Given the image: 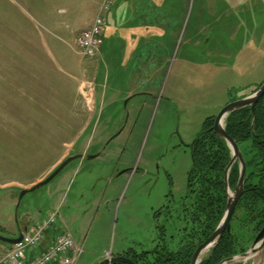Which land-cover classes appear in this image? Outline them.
I'll use <instances>...</instances> for the list:
<instances>
[{
    "label": "rangeland",
    "instance_id": "obj_1",
    "mask_svg": "<svg viewBox=\"0 0 264 264\" xmlns=\"http://www.w3.org/2000/svg\"><path fill=\"white\" fill-rule=\"evenodd\" d=\"M28 5L0 0V235L18 236L61 203L52 211L82 248L76 264L129 251L149 264H176L175 255L204 239L212 223L208 213L192 219L202 211L188 188L190 145L221 108L264 81V0L140 1V16L119 12L121 24L138 28L137 42L112 65L109 55L82 57L75 46L74 36L92 24L69 31ZM114 85L137 95L116 102ZM82 152L70 163L81 164L65 175L69 181L62 179L66 166L17 207L21 190ZM263 205L237 204L232 256L251 247L264 225ZM0 245V253L12 246ZM244 264H264V253Z\"/></svg>",
    "mask_w": 264,
    "mask_h": 264
},
{
    "label": "trees",
    "instance_id": "obj_2",
    "mask_svg": "<svg viewBox=\"0 0 264 264\" xmlns=\"http://www.w3.org/2000/svg\"><path fill=\"white\" fill-rule=\"evenodd\" d=\"M252 112L250 107H245L231 113L227 117L226 129L229 134L238 142L247 163V177L245 182V190L240 200H245L246 207L252 210V206L256 202H264V135L256 136L255 134H264V97L256 106V123L254 133L252 132ZM210 123L207 124L205 130L195 138L191 148L193 166L190 171V179L188 183L189 192L193 190L197 196L196 202L202 213L193 216L192 219L203 220L208 213L211 220L210 227L205 226L203 229L204 239L206 240L215 229L226 206V191L224 174L225 169L231 159L226 142H224L212 130ZM247 139H251L253 147L242 148V144ZM223 151L227 155L222 156ZM212 152V154H210ZM221 154V155H220ZM222 159H225L222 161ZM222 162H225L223 165ZM237 164V163H236ZM234 164L230 171L229 182L231 188H235L239 177V169ZM213 192L212 196L209 194ZM239 200V202H241ZM238 202V203H239ZM194 205H197L194 202ZM198 209V207H197ZM219 210V211H218ZM262 216L264 215V205L261 208ZM196 223V221H194ZM264 222L261 223L262 226ZM192 227V226H191ZM209 227V228H208ZM195 233V232H194ZM230 233V232H229ZM226 233L219 244L212 248L207 259L200 264H219L225 258L231 257L237 249H234L231 240V234ZM194 237L190 235V237ZM194 241V245L187 246L186 249L178 252L177 257L173 260L176 264H190L193 252L201 242ZM125 256L131 258L137 264H149L147 261L140 259L137 255L126 252ZM161 261V260H160ZM114 264H127L125 262H115Z\"/></svg>",
    "mask_w": 264,
    "mask_h": 264
},
{
    "label": "water",
    "instance_id": "obj_3",
    "mask_svg": "<svg viewBox=\"0 0 264 264\" xmlns=\"http://www.w3.org/2000/svg\"><path fill=\"white\" fill-rule=\"evenodd\" d=\"M263 97H264V81L260 84V86L252 94L226 104L223 108H221V110L219 111V113L217 114L214 120L212 130H214V132L218 135L219 138H221L224 142H226L227 145H229V147L231 148V153H232L231 159L225 169V174H224L226 194H227V205H226L224 214L222 216V219L220 220L214 232L204 242L200 243L195 249L192 255L190 264H200L205 253L219 244L225 232H230L231 220L233 218L237 204L245 190V182H246V177H247V163H246V160L244 158V155L242 153V150L238 142L236 141V139L232 137L231 134L228 133L226 129V125H225V120L231 113L237 110H240L242 108H245V107H250L252 116H253L252 129H254V126L256 123V106ZM121 131H119L114 136H112V138L118 136ZM255 135L262 136L264 134H255ZM192 145L193 143H191L190 147ZM99 155H100V152L96 154H88L87 158L91 159ZM84 157H86V154L83 152L67 157L45 179L41 180L40 182H37L30 188L21 190L17 207L20 206L21 200L28 192L34 191L44 185L49 184L57 175H59L65 169V167L69 163H71L75 159L84 158ZM236 163H239L240 174H239L237 185L235 186L234 189H232L230 186V182H229V176H230V171L233 165ZM23 237H24V231H21L19 235L16 237H8V236L0 235V240L12 245V244L19 243L20 241H22ZM263 253H264V225L259 231V233L256 235V237L254 238V241L252 242L251 247L246 252L225 258L219 264H224V263H229V262H234V261H239V264H244L249 259L260 257ZM115 262H125L127 264H137L131 258L125 255H120V254L106 257L99 264H114Z\"/></svg>",
    "mask_w": 264,
    "mask_h": 264
},
{
    "label": "crops",
    "instance_id": "obj_4",
    "mask_svg": "<svg viewBox=\"0 0 264 264\" xmlns=\"http://www.w3.org/2000/svg\"><path fill=\"white\" fill-rule=\"evenodd\" d=\"M28 1H29L28 9L35 17L38 18L42 17L43 19L50 17L56 19L57 21L60 20V22H62V26H66L69 31L75 29V27L77 26L85 25V28L89 27L96 18V16L101 12L105 16L107 24H106L105 34L103 36V43L100 47L101 54L98 55V57L100 58L102 54H104V56L109 55L108 61L112 65L113 63H116L117 56L121 58L125 55V53H122L123 48L127 51V48H129V46L133 48L134 42H137V33L135 32H137L138 28L135 31L133 25L121 24L122 22H120L121 19L119 20V12L126 11L130 13V16H132L133 14H135L136 16L137 15L140 16L138 12L141 11V9L137 7L138 2L143 1L145 3L146 0H113L114 4H112V6H108L107 9L104 8V5L101 8L104 0H28ZM105 1L107 3L109 2V0H105ZM45 22L47 21L45 20ZM154 27L155 26H151L149 28L153 30H157ZM139 28L143 29L142 26ZM75 37L76 35L74 36V38ZM125 57L127 61V59L129 58L127 54ZM112 80H114V78ZM113 87H114L113 90L116 93L115 94L117 99L116 102L119 101L118 99H122L123 96L124 97L129 96V99H131L132 97L137 95V92H135V90L128 88L123 89L121 88L122 86L117 87L115 85ZM80 164H77V166L75 167H70V163H69L67 165L68 170L62 176L63 181H67V180L69 181L71 177L65 179V175L67 176L72 172L76 173L79 169ZM61 183L62 182L60 181L59 184ZM60 206L61 203L55 205L52 209H50V211L56 209L59 210L62 209L60 208ZM48 213L45 217L42 216L41 218L42 219L48 218ZM63 219L64 218L62 216L60 218V214H59L58 222L55 228L52 229L53 232L51 233V235L49 234L47 235L48 241H53L55 235H58L59 232L62 233L63 230L68 231ZM0 247L3 248L4 246L0 245ZM43 248L44 247L41 246L39 250H42Z\"/></svg>",
    "mask_w": 264,
    "mask_h": 264
},
{
    "label": "built area",
    "instance_id": "obj_5",
    "mask_svg": "<svg viewBox=\"0 0 264 264\" xmlns=\"http://www.w3.org/2000/svg\"><path fill=\"white\" fill-rule=\"evenodd\" d=\"M104 4V8H107ZM105 16L100 13L92 25L75 37V46L82 57L94 58L103 43ZM58 211H51L48 218L24 231L19 243L0 253V264H76L82 248L78 247L73 236L62 232L48 241L47 233L58 221ZM43 246L42 250H39Z\"/></svg>",
    "mask_w": 264,
    "mask_h": 264
},
{
    "label": "flooded vegetation",
    "instance_id": "obj_6",
    "mask_svg": "<svg viewBox=\"0 0 264 264\" xmlns=\"http://www.w3.org/2000/svg\"><path fill=\"white\" fill-rule=\"evenodd\" d=\"M100 154H101V152H100ZM189 179H190V175H189ZM189 179H188V183H189ZM225 191H226V187H225ZM226 205H227V197H226ZM225 209H226V206H225ZM225 209H224V211H225ZM223 214H224V213H223ZM221 219H222V218H221ZM231 221H232V220H231ZM216 227H217V226H216ZM216 227H215V229H216ZM215 229H214V230H215ZM214 230H213V232H214ZM213 232H212V233H213ZM226 233H229V232H225V234H226ZM225 234H224V235H225ZM210 235H211V234H210ZM224 235H223V236H224ZM222 238H223V237H222ZM220 241H221V240H220ZM196 247H197V246H196ZM195 249H196V248H195ZM211 250H212V249H211ZM211 250H210V252H211ZM194 251H195V250H194Z\"/></svg>",
    "mask_w": 264,
    "mask_h": 264
},
{
    "label": "bare ground",
    "instance_id": "obj_7",
    "mask_svg": "<svg viewBox=\"0 0 264 264\" xmlns=\"http://www.w3.org/2000/svg\"><path fill=\"white\" fill-rule=\"evenodd\" d=\"M224 264H228V263H224Z\"/></svg>",
    "mask_w": 264,
    "mask_h": 264
}]
</instances>
